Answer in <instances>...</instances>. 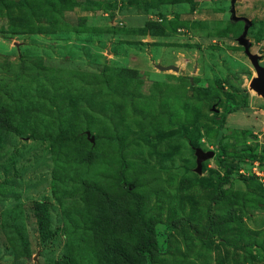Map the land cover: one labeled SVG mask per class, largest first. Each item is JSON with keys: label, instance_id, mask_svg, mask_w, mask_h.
Wrapping results in <instances>:
<instances>
[{"label": "rangeland", "instance_id": "1", "mask_svg": "<svg viewBox=\"0 0 264 264\" xmlns=\"http://www.w3.org/2000/svg\"><path fill=\"white\" fill-rule=\"evenodd\" d=\"M230 9L0 0V264H144L147 225L153 264H264V98ZM235 9L264 67V0Z\"/></svg>", "mask_w": 264, "mask_h": 264}, {"label": "water", "instance_id": "2", "mask_svg": "<svg viewBox=\"0 0 264 264\" xmlns=\"http://www.w3.org/2000/svg\"><path fill=\"white\" fill-rule=\"evenodd\" d=\"M237 0H231V21L234 23L243 22L244 28L243 32L238 38V44L244 48L245 55L249 58L250 62L252 63L255 71H256V77L251 82V88L262 98H264V67L260 65V56L254 55L251 53L250 49L252 47V43L248 39V32L249 29L252 27L253 23L251 20L245 18V17H239L236 14L235 4ZM160 70H170L177 68L175 67H162L159 66ZM196 156H197V165H198V171H201L203 162L213 158L215 155L213 152H204L201 149L196 150Z\"/></svg>", "mask_w": 264, "mask_h": 264}, {"label": "trees", "instance_id": "3", "mask_svg": "<svg viewBox=\"0 0 264 264\" xmlns=\"http://www.w3.org/2000/svg\"><path fill=\"white\" fill-rule=\"evenodd\" d=\"M243 107V105H236L233 107H228L223 116L221 117L222 122L224 121L225 117L234 112L237 111L239 109H241ZM217 161L220 163V165L225 169V178L226 181L231 177V175L233 174L236 165L232 164L230 162H228L226 159H224L223 157L219 156L217 157ZM224 185V184H222ZM222 185L219 186L218 188V193L217 196L214 198V200L216 202L222 201L225 197L224 194V189L222 187ZM214 201V202H215ZM212 206L209 207L208 209V220L211 219V208ZM170 225L174 228V229H182L185 227L191 228V225L189 224V221L187 219H181L178 222H172L170 223ZM146 232L147 234L150 235L151 239L142 242L138 247H137V254L142 257L144 259V264H153V255L152 252H156L159 250V246L158 243L156 242L155 238H156V231L153 227L147 225L146 227Z\"/></svg>", "mask_w": 264, "mask_h": 264}]
</instances>
